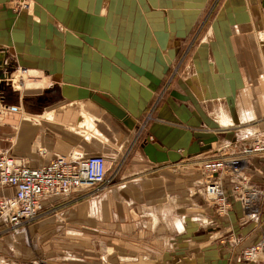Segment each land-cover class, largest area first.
<instances>
[{"label": "crops", "instance_id": "crops-1", "mask_svg": "<svg viewBox=\"0 0 264 264\" xmlns=\"http://www.w3.org/2000/svg\"><path fill=\"white\" fill-rule=\"evenodd\" d=\"M260 22L264 24V15ZM243 38L230 42L232 49L246 45ZM258 44L254 69L260 60L259 73L249 69L240 49L238 62L226 64L229 74L206 78L204 102L215 97L214 88L224 92L225 105L214 114L199 108L201 95L193 78L178 79L157 109V119L139 132L114 185L92 197L80 192L48 197L42 214L30 224L31 233L28 227L11 232L0 220V264H52L56 254L85 253L90 246L100 249L98 264H264V245L252 259L240 258L243 249L261 243L264 235V158L244 152L264 135V42ZM4 55L0 51V66ZM132 96L60 100L64 102H55L50 114L8 115L0 122V151L31 167L75 153L84 158L100 154L111 163L138 134L148 94ZM76 101L78 108L66 107ZM79 110L88 116L87 130L72 128L82 119ZM211 116L228 127L213 128ZM222 155L243 158L240 174L225 171L217 177L231 202L227 213L218 214L205 193L202 163ZM237 177L258 190L255 219L246 216L232 189ZM13 191L0 189V196ZM33 253L51 259L30 257ZM74 259L66 256L60 262Z\"/></svg>", "mask_w": 264, "mask_h": 264}, {"label": "rangeland", "instance_id": "rangeland-1", "mask_svg": "<svg viewBox=\"0 0 264 264\" xmlns=\"http://www.w3.org/2000/svg\"><path fill=\"white\" fill-rule=\"evenodd\" d=\"M262 15L264 0H0V51L5 52V64L0 66V122L18 112L49 113L55 102H64L60 100L147 93V105L135 128L138 134L115 161L106 164L105 183L75 191L92 197L116 183L139 132L157 119V109L178 79L193 78L201 95L199 108L214 114L225 105L224 92L222 87L214 88L215 97L204 102L209 89L206 78L229 74L226 64L238 62L240 49L247 54L249 69L259 73L260 60L255 70L254 58L259 54L258 43L264 42ZM242 38L246 45L232 49L230 42ZM255 75L248 77L250 82ZM30 82L42 85L28 86ZM47 89L53 91L51 98L39 101ZM68 106L78 108L80 103ZM81 111H77L81 121L72 128L87 130L88 116ZM211 118L213 128L228 127ZM225 171L229 173V168ZM235 184L241 185L238 177ZM32 221L20 227L8 224L7 229L28 227L31 233ZM89 248L85 253L56 254L51 262L63 264L60 259L68 256L75 258L70 264H98L100 249Z\"/></svg>", "mask_w": 264, "mask_h": 264}, {"label": "built area", "instance_id": "built-area-1", "mask_svg": "<svg viewBox=\"0 0 264 264\" xmlns=\"http://www.w3.org/2000/svg\"><path fill=\"white\" fill-rule=\"evenodd\" d=\"M244 152L259 154L264 158V135L253 145L246 147ZM240 159H232L240 164L238 170L234 171L228 167L224 157L209 158L203 163L205 193L218 214L227 213L231 209V202L217 177L225 172V168H229L231 174H240ZM106 164V159L100 154L85 158L57 155L44 165L31 167L20 157L0 153V189H14L10 195L0 196V220L10 226H23L25 222L42 214L43 201L48 197L68 195L80 188L105 183ZM240 182L241 185L234 183L232 189L238 194L246 216L255 219L259 210L258 190L241 180ZM245 187L249 189L246 190ZM250 201L251 206H248ZM261 245H264V235L261 243L243 249L240 258L244 261L252 259Z\"/></svg>", "mask_w": 264, "mask_h": 264}, {"label": "bare ground", "instance_id": "bare-ground-1", "mask_svg": "<svg viewBox=\"0 0 264 264\" xmlns=\"http://www.w3.org/2000/svg\"><path fill=\"white\" fill-rule=\"evenodd\" d=\"M13 81H15L16 83V77L14 76L13 77ZM28 86H32V87H36V86H40L42 85V82H30L29 84H27ZM26 86V85H25ZM233 158L229 159V158H226V163L228 165V167L231 169V170H238V166L240 165L239 163L236 164L235 162L232 161ZM108 163V162H107ZM240 163H242V159H240ZM231 173V172H230ZM246 190H248L249 188L245 187ZM211 197H214V195H210ZM250 204L248 206H251V201L249 202ZM260 248H258L259 250Z\"/></svg>", "mask_w": 264, "mask_h": 264}, {"label": "flooded vegetation", "instance_id": "flooded-vegetation-1", "mask_svg": "<svg viewBox=\"0 0 264 264\" xmlns=\"http://www.w3.org/2000/svg\"><path fill=\"white\" fill-rule=\"evenodd\" d=\"M52 93H53L52 89H47V90H45V91L41 94V96L38 97L39 101H40V100H41V101H47V100H49V99L51 98V96H52Z\"/></svg>", "mask_w": 264, "mask_h": 264}]
</instances>
